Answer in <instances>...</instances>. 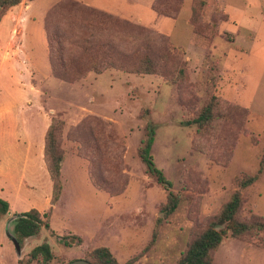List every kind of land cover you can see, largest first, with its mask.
<instances>
[{
    "label": "rangeland",
    "instance_id": "1",
    "mask_svg": "<svg viewBox=\"0 0 264 264\" xmlns=\"http://www.w3.org/2000/svg\"><path fill=\"white\" fill-rule=\"evenodd\" d=\"M51 1L25 0L29 20L0 24V197L9 203L0 217V261L18 264L48 242L46 264L97 262L102 247L120 264H177L241 189L237 179L255 174L241 189L240 217H264V0H205L198 31L191 18L199 0H183L177 18L154 10L153 0H80L155 31L123 38L128 50L150 49L158 69L111 68L75 82L52 74L40 16ZM212 94L220 98L213 121L188 124ZM53 116L63 122V193L51 228L24 240L18 254L9 235L14 215L50 206L44 147ZM148 124L170 188L139 157ZM172 190L179 205L158 225ZM31 264H44L42 256ZM213 264H264V240L228 235Z\"/></svg>",
    "mask_w": 264,
    "mask_h": 264
},
{
    "label": "trees",
    "instance_id": "2",
    "mask_svg": "<svg viewBox=\"0 0 264 264\" xmlns=\"http://www.w3.org/2000/svg\"><path fill=\"white\" fill-rule=\"evenodd\" d=\"M22 2L23 0H0V23L12 8ZM183 2V0H154L152 8L165 16L177 18ZM205 5V0L193 4L191 24L196 31L200 30L197 24L203 23L202 11ZM44 26L52 74L64 81L75 82L87 77L92 71L103 73L111 68L144 74H154L158 69V63L151 55L150 49L142 53L140 47L135 49V46H132L128 50L123 38L128 34L138 40L143 32H148L145 34L150 36L152 33L155 34V31L83 1H57L47 11ZM219 103L220 98L212 94L201 107L199 114L187 120V123H196L200 128L207 127L215 118ZM62 128L63 122L53 116L45 135L44 156L52 180V195L48 210L42 214L37 208H32L14 215L15 235L10 233L9 235L16 237L21 247L24 240L39 235L43 228H51V217L64 187L62 169L65 152L60 143ZM154 140V129L148 124L138 154L147 166V171L154 175L159 183L170 188V180L158 167L152 154ZM263 166L264 159L260 172L263 171ZM258 177L259 174L238 178V186L241 189L246 188L254 184ZM241 189H236L231 194L229 200L209 221L205 229L191 241L177 260V264H213L215 251L228 235L239 239L264 240V217L249 220L240 217L244 203ZM179 201V195L174 190L170 191L167 201L161 205L160 211L163 216L158 219V225L176 211ZM8 211V201L0 197V217ZM156 236L157 230L153 241ZM95 254L98 261L89 260L92 264H120L107 247L98 248ZM41 256L44 264L52 258L51 246L48 242L35 246L27 258L18 260V264H31Z\"/></svg>",
    "mask_w": 264,
    "mask_h": 264
},
{
    "label": "crops",
    "instance_id": "3",
    "mask_svg": "<svg viewBox=\"0 0 264 264\" xmlns=\"http://www.w3.org/2000/svg\"><path fill=\"white\" fill-rule=\"evenodd\" d=\"M57 1L59 0H52L49 5L47 7H44V9H42V11L40 12V16L43 18V21L45 19L46 13L49 10V8L54 5ZM154 1V0H153ZM153 3V2H152ZM92 5V4H91ZM94 7H97L95 5H92ZM31 4H26L25 0H23V2L18 5L15 6L14 8H12L5 16V17H9L12 21L14 22H26L27 20H29L32 17V12L30 11ZM100 8V7H97ZM101 9V8H100ZM34 14V13H33ZM3 18V19H4ZM2 19V21H3ZM1 21V22H2ZM1 24V23H0ZM29 239V238H28ZM0 264H4L0 261Z\"/></svg>",
    "mask_w": 264,
    "mask_h": 264
},
{
    "label": "water",
    "instance_id": "4",
    "mask_svg": "<svg viewBox=\"0 0 264 264\" xmlns=\"http://www.w3.org/2000/svg\"><path fill=\"white\" fill-rule=\"evenodd\" d=\"M11 238H12L13 242L15 243L18 254H21L22 247H21L18 239L16 237H11ZM69 264H92V262H90L89 260L84 259V258H79V259H75V260L71 261Z\"/></svg>",
    "mask_w": 264,
    "mask_h": 264
}]
</instances>
